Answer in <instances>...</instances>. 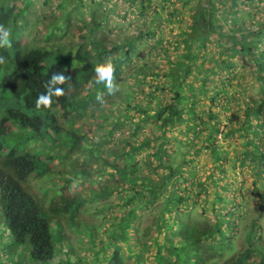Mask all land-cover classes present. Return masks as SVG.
Instances as JSON below:
<instances>
[{"label": "trees", "instance_id": "1", "mask_svg": "<svg viewBox=\"0 0 264 264\" xmlns=\"http://www.w3.org/2000/svg\"><path fill=\"white\" fill-rule=\"evenodd\" d=\"M125 1L123 22L111 18L115 2L91 1L96 57L45 49L52 14L39 18L46 40L12 37L0 48V219L20 247L0 264H264L263 213L243 193L247 184L258 193L264 178V0ZM21 14L0 0V24ZM83 20L78 12L66 26ZM108 59L115 95L94 82ZM64 69L65 95L37 109L46 80ZM240 175L228 208L249 223L234 233L220 213Z\"/></svg>", "mask_w": 264, "mask_h": 264}, {"label": "rangeland", "instance_id": "2", "mask_svg": "<svg viewBox=\"0 0 264 264\" xmlns=\"http://www.w3.org/2000/svg\"><path fill=\"white\" fill-rule=\"evenodd\" d=\"M45 1L49 2V6L44 5ZM91 1L92 0H84V2L82 0H71L70 3L68 1L66 2L62 1L59 7L57 5L59 0H4V2L8 4V7L15 6L16 9L22 10V14L19 15L16 18V20L11 21L8 28L11 30L12 37L15 39L25 37L26 40L30 41L31 39H33L39 42L38 40L46 38V35L43 32L44 25L43 23L39 22V18L40 16H42L43 18V17H46L52 14V17L54 19L52 23L53 25L51 27L53 30L52 31L53 37L50 41H48V43L53 44L54 46L52 48L48 47L45 49L51 50L55 56H58L60 58L73 54L80 48L83 49L84 56H86L89 53L91 57H96L98 56V54H100L101 51L98 49L99 47L91 46L92 37L94 33L97 31V30L93 32L90 31L91 25L89 22L91 21H89V17L93 16L94 12L96 13L95 7L94 6L91 7V5H93L91 4ZM110 1H113V3L115 2L114 6L111 3L112 5L111 18L114 21L120 20L121 22H123L125 18L126 8L128 7L129 2L125 0H110ZM154 1H158V0H154ZM108 2L109 0H104L105 5H107ZM178 5H180V2L178 3ZM138 6H139V3H136L134 7L137 9L135 10H138ZM78 12L79 14L83 15L85 21L83 20L81 22H78L77 24L73 23L67 27L66 23H70L71 18L76 16ZM134 18L135 16L133 17V20ZM133 20L132 19L126 20V24H127L126 27L132 31L134 30L133 28L137 27L135 26L136 24H134L135 22H132ZM143 20L144 19L139 20L138 23L140 24L141 21ZM215 20H216V24H219L220 19H215ZM92 21L98 22V18L93 17ZM189 23H190L189 21H186L185 24L183 25H185L186 27V25H189ZM173 26L174 24H172V28ZM169 28H170V25L166 21L165 31L167 32L166 33L167 35L170 34ZM87 63L88 61L85 59L80 64L82 65V64H87ZM68 65L69 64H67L66 67H70ZM160 65L162 66L163 64H160ZM131 67L132 66H129V68ZM130 84L132 86L133 82H130ZM88 122L93 123V121L91 120ZM89 123L87 124L88 126H89ZM74 130H77V129H73L72 131ZM245 171H246L244 173L245 176L244 175L243 176L245 177L246 181H248V179L253 180L254 179L253 175L255 172H253L252 170H248L247 168L245 169ZM259 171L262 174V168ZM243 176L240 175V179L238 178L236 181L237 184L234 183L233 187L230 190L226 191L227 196H223L224 200L227 201L226 203L227 205L224 207L226 214L224 212L220 213L221 219H223V221H226V223L229 225V227H231L234 233L237 232L238 224H239L240 229H242L244 228V226H246L249 223V220L245 219L246 218L245 211L241 212L239 209L228 208V206H230L231 204L234 205V203L236 202L234 198L238 195H241V191H242L241 187L245 186V185H242L243 183L242 181L244 180ZM250 188H249V184H247L246 188L243 190V193L245 196V190L247 189L246 192L249 193L250 196L254 194L252 195L253 198L251 199V205L253 206V210L251 209V211L252 213L254 212L255 214H259V213H256L257 211L258 212L262 211L263 213L261 214L262 217L258 221L261 223V226L263 228V235H264V178H263V183L259 184L258 186V190H259L258 193L253 192ZM222 194H224V192ZM257 202L258 203L260 202V205L257 204ZM259 209L261 211H259ZM255 214H252V216L253 215L255 216ZM240 216H243L242 220L240 219ZM83 218H84V215H83ZM87 218L90 221L95 222V218L93 214L88 215ZM146 225H149V222H146L144 226ZM226 228L227 227H225V230ZM6 231H7V226L5 224V221L2 218L0 219V244L2 246L1 248L2 252L0 253V257L4 255V253L7 251L6 250L7 248H9L8 250L14 251V252L20 251V247H12L11 240L5 238ZM72 236H73V244L75 245L79 241V237L76 236L75 234ZM243 237L244 236L240 235L239 237H236L234 239L237 243L240 244V248L244 245V242L242 240ZM84 242L87 243V241H84ZM260 245L264 247V236H263V239ZM83 247H84V250L82 248L83 251L81 250L80 255L83 256L86 260H88L87 259L88 252L87 253L85 252L88 251L89 246L83 245ZM100 263H101V260H100Z\"/></svg>", "mask_w": 264, "mask_h": 264}, {"label": "clouds", "instance_id": "3", "mask_svg": "<svg viewBox=\"0 0 264 264\" xmlns=\"http://www.w3.org/2000/svg\"><path fill=\"white\" fill-rule=\"evenodd\" d=\"M12 47V34L11 30L5 25L0 24V48ZM6 63V57L0 55V64ZM94 82L96 84L103 85L107 90L108 95H115L120 91L118 84H116V66L111 59L106 60L103 63L98 64L95 69ZM68 70L64 69L52 73L49 79L44 83V92H41L36 100L35 107L37 109H49L53 103V97H61L65 95V89L62 85L70 83L72 76L67 74ZM97 102L103 104L104 96L102 93L97 94Z\"/></svg>", "mask_w": 264, "mask_h": 264}, {"label": "crops", "instance_id": "4", "mask_svg": "<svg viewBox=\"0 0 264 264\" xmlns=\"http://www.w3.org/2000/svg\"><path fill=\"white\" fill-rule=\"evenodd\" d=\"M154 1V0H153Z\"/></svg>", "mask_w": 264, "mask_h": 264}]
</instances>
